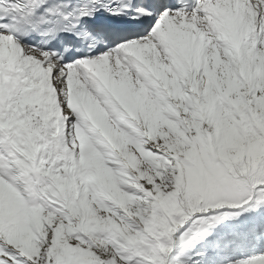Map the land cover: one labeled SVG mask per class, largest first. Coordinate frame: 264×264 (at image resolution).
<instances>
[{
    "label": "snow or ice",
    "instance_id": "1",
    "mask_svg": "<svg viewBox=\"0 0 264 264\" xmlns=\"http://www.w3.org/2000/svg\"><path fill=\"white\" fill-rule=\"evenodd\" d=\"M0 264H264V0H0Z\"/></svg>",
    "mask_w": 264,
    "mask_h": 264
}]
</instances>
